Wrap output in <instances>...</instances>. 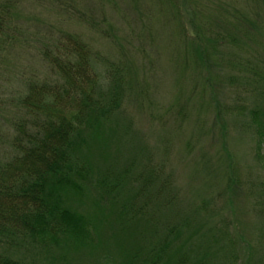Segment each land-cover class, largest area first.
<instances>
[{
	"label": "rangeland",
	"instance_id": "obj_1",
	"mask_svg": "<svg viewBox=\"0 0 264 264\" xmlns=\"http://www.w3.org/2000/svg\"><path fill=\"white\" fill-rule=\"evenodd\" d=\"M4 5L0 169L19 155L15 138L35 119L21 104L27 85L57 81L49 63L67 37L85 44L97 75L119 70L123 78L124 71L128 85L104 123L107 146L82 148L117 184L116 216L102 219V247H55L51 260L21 233L24 241L3 245L10 257L27 264H126L132 255L141 263L264 264V145L253 124V112L264 111V0H0ZM196 32L211 53L204 63L191 51ZM2 202L13 216L14 206ZM120 211L126 225L115 220Z\"/></svg>",
	"mask_w": 264,
	"mask_h": 264
},
{
	"label": "trees",
	"instance_id": "obj_2",
	"mask_svg": "<svg viewBox=\"0 0 264 264\" xmlns=\"http://www.w3.org/2000/svg\"><path fill=\"white\" fill-rule=\"evenodd\" d=\"M4 10L5 5L0 6V11ZM195 35L190 38L191 51L204 63L211 53L202 35ZM66 40L64 56L61 53L49 63L57 81L27 85L21 104L35 119L31 131L21 128L15 138L19 155L0 169V222L10 223L8 229L0 223V264H27L15 261L3 247L22 238L41 247L51 260L55 247L64 253L69 248L96 252L103 245L102 219L109 214L116 216L112 190L117 184H111L106 175L92 167L82 148L90 149V142L101 144L103 149L107 146L109 136L103 126L119 110L127 81L124 71L123 78L119 70H113L111 78L97 75L85 44L76 37ZM253 116L258 142L263 146L264 111L257 110ZM116 178L114 182L120 183ZM2 200L14 206L13 216L7 215L11 206ZM81 205L90 208L91 213L79 212ZM122 214L124 217V211L115 220L121 221ZM123 223H127L124 218ZM105 256L104 262L112 261L111 255ZM134 257L126 264H158L154 260L137 262Z\"/></svg>",
	"mask_w": 264,
	"mask_h": 264
}]
</instances>
